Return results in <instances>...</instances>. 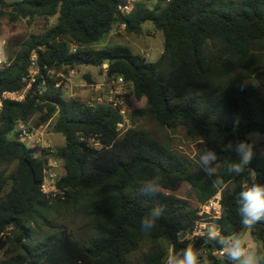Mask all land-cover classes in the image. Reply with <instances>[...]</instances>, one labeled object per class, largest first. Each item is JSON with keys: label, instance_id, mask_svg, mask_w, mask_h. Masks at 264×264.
Listing matches in <instances>:
<instances>
[{"label": "trees", "instance_id": "trees-1", "mask_svg": "<svg viewBox=\"0 0 264 264\" xmlns=\"http://www.w3.org/2000/svg\"><path fill=\"white\" fill-rule=\"evenodd\" d=\"M119 3L0 0V17L11 22L58 16L55 26L30 36L10 65L0 68V96L23 90L33 54L39 69L23 101H2L0 162H17V167L8 177L0 176V264H132L131 255L144 242L150 247L142 252L141 264H165L169 253L162 241H168L171 253L180 252L187 243L178 241L177 233L198 217V205L169 194L183 183L195 190L200 203L222 189L220 234L246 230L237 199L245 188L264 184V151L254 148L250 165L237 175L230 166L239 157L224 147L249 140L250 133L264 135V97L250 82L253 78L264 92V65L251 63L255 53L264 58V1L247 0L245 8L238 9L216 0H158L153 7L136 3L128 14L120 12ZM146 23L164 37L163 53L155 62L123 45L89 48L116 25L140 34ZM70 41L77 44L76 53H71ZM104 64L108 79L122 77L130 83L135 99L146 100L161 126L183 127L188 138L202 142L203 153L216 152L212 175L206 170L207 177L195 174L186 159L142 128L131 127L122 135L119 108L65 100L62 86L56 87L58 81L51 75V71L67 73L77 66ZM35 115V128L56 117L54 131L64 138L56 151L64 166L57 181L66 192L64 201L51 202L41 192L47 150L28 148L15 132ZM91 140L101 148L91 146ZM154 176L161 178L160 191L151 198L141 195V185ZM218 179L221 184L215 183ZM59 203L86 211L93 231L88 240H77L50 221ZM155 207L162 214L145 233L141 220ZM41 229L47 230L44 236L37 233ZM251 233L264 252V222ZM206 240L200 238L193 246L202 250L209 264H229L225 257L213 255L219 247Z\"/></svg>", "mask_w": 264, "mask_h": 264}, {"label": "rangeland", "instance_id": "rangeland-1", "mask_svg": "<svg viewBox=\"0 0 264 264\" xmlns=\"http://www.w3.org/2000/svg\"><path fill=\"white\" fill-rule=\"evenodd\" d=\"M8 3L17 2L21 0H5ZM158 0H135V3L145 4L148 7H153ZM225 4L234 5L238 9L245 8V2L247 0H216ZM264 1V0H262ZM58 16H52L44 18L41 16H35L32 19H18L11 22L8 17H0V36L7 40L6 54L11 61L21 49L22 44L32 35H38L46 32L49 28L57 24ZM109 37L104 36L99 42L89 46V48L98 50L105 45L118 44L128 47L134 54L141 55L149 62L157 61L163 53L164 37L155 30L150 24L146 23L142 27L140 34L127 33L124 28L116 25ZM252 65H264V58L261 53H255L251 60ZM90 71H86V70ZM102 67H94L88 65L77 66L73 70H69L67 73L64 71L56 74L54 71L51 75L62 86L63 97L65 100L77 99L85 104L89 105H108L116 102L117 100L123 102L125 109V119L123 125L120 128V132L123 133L131 127H139L146 130L156 141L165 145L174 153L180 157L186 159L192 166L195 174L207 177L204 166L201 164V156L203 154V144L200 140L190 139L186 136L185 129L183 127H177L176 129H169L161 126L154 118L153 114L147 106L145 99L137 100L133 96L132 86L130 83L108 85L109 80L106 77H102ZM87 77L90 78L88 81ZM250 82L254 84L260 93L264 97V92L258 87L256 81L251 78ZM38 121V115L33 116L23 126L28 129L35 128L34 125ZM56 117H53L46 124L42 125V142L39 144H31L26 142L25 145L32 149L38 150L43 148L42 146L47 144L58 150L62 146L64 139L59 133L54 131V124ZM250 134L251 138H250ZM248 138L251 140H257L255 148L264 151V135L259 133H250ZM258 134V135H255ZM13 138V136H11ZM91 146L100 149V146H96L94 141H90ZM33 156H37L34 153ZM17 167V162L5 164L0 162V176L8 177ZM10 187L9 185L1 193V196L5 195ZM222 190V189H221ZM169 194L175 199L187 200L192 206L196 207L200 202L197 200L196 192L187 183H183L175 192H169ZM50 221L71 232L73 237L77 240L86 241L92 235L91 229L92 219L88 216L85 210L72 208L71 205L65 203H59L55 209L49 215ZM10 230L5 234L9 235ZM39 236H44L47 230L41 229L37 231ZM242 239L254 247H257L259 251L263 252V248L260 243H256L251 230L246 229L240 234ZM165 249L171 254V246L168 241H162ZM150 244L144 242L141 246V250L132 254L130 259L132 264H141V254L149 249ZM3 257V252H0V259Z\"/></svg>", "mask_w": 264, "mask_h": 264}, {"label": "clouds", "instance_id": "clouds-1", "mask_svg": "<svg viewBox=\"0 0 264 264\" xmlns=\"http://www.w3.org/2000/svg\"><path fill=\"white\" fill-rule=\"evenodd\" d=\"M235 131V129H234ZM250 134V138H251ZM258 135V134H255ZM257 140H237L235 143L229 142L225 145V151L235 152L239 157L237 162L231 164V171L237 175L244 172L245 167L250 165L254 148ZM201 164L209 175L213 174L214 168L218 163V157L215 151L206 149L201 156ZM221 184V180L215 181ZM161 188V178L154 176L144 182L140 187L141 195L145 197H154ZM238 214L241 218L243 228L251 230L257 223L264 222V184H253L239 193L237 199ZM162 209L155 207L148 216L141 220V231L148 233L160 218ZM177 238H182V233H177ZM215 242L221 256L225 257L229 264H264V252L258 250L250 244H247L239 233H232L227 236L217 233L214 229L207 233V240ZM165 264H209V261L201 249L189 244L180 252H173L167 255Z\"/></svg>", "mask_w": 264, "mask_h": 264}, {"label": "built area", "instance_id": "built-area-1", "mask_svg": "<svg viewBox=\"0 0 264 264\" xmlns=\"http://www.w3.org/2000/svg\"><path fill=\"white\" fill-rule=\"evenodd\" d=\"M135 0H120L119 10L122 14H128L132 12L135 5ZM122 28H125L124 25H121ZM7 40L0 36V68L8 67L11 63L9 61L7 54ZM69 48L71 53H76L78 50L77 44L73 41L69 42ZM102 69L106 78L108 79L107 72L108 66L106 64L102 65ZM39 69L37 65L36 56L33 54L29 61V72L26 77L23 79L25 86L20 92L13 93H4L0 96V111L2 109V101L4 99L14 100V101H23L27 92L31 89L32 84L35 82L36 75L38 74ZM53 71H51L52 73ZM110 83L108 85L115 84H124L125 80L122 77L115 79H108ZM60 84H56L58 87ZM108 105L113 106L114 108H119V113L121 114L123 121L125 119V109L123 107V102L117 100L116 102L110 103ZM122 124L119 125V130L122 127ZM15 132L18 134V140L22 143L29 142L31 144H39L42 142V127L41 128H32L31 130L23 126L20 123ZM100 146L99 144H95ZM43 149L47 150V163L44 167V176L43 180L40 183L41 192L46 195L51 202L64 201L66 198L65 190L61 189L58 186V179L63 175L64 166L60 158L56 157V151L51 146L45 144L42 146ZM101 147V146H100ZM96 148V147H95ZM221 189H218L217 192L207 201L198 204V217L193 221V224L185 229L180 231L182 233V238L178 239L180 242H186L187 246L189 244L194 245L196 241L200 238H207V233L210 230H215L217 233H220L219 220L222 217V195ZM213 255L217 258H222L220 251L217 250L213 252Z\"/></svg>", "mask_w": 264, "mask_h": 264}, {"label": "crops", "instance_id": "crops-1", "mask_svg": "<svg viewBox=\"0 0 264 264\" xmlns=\"http://www.w3.org/2000/svg\"><path fill=\"white\" fill-rule=\"evenodd\" d=\"M111 34H108V35H106L107 37H109ZM105 38V37H104ZM103 38V39H104ZM86 71H90L89 69L88 70H86ZM102 75V77H106V75L104 74V72L101 74ZM42 127V126H41ZM41 127H39V128H41ZM59 135H61V134H59ZM62 136V135H61ZM63 137V136H62ZM64 139V138H63ZM63 144H64V142H63ZM62 144V145H63ZM63 174H64V172H63Z\"/></svg>", "mask_w": 264, "mask_h": 264}]
</instances>
